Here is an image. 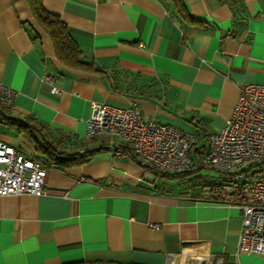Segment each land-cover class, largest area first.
<instances>
[{
	"label": "crops",
	"instance_id": "0c3cea01",
	"mask_svg": "<svg viewBox=\"0 0 264 264\" xmlns=\"http://www.w3.org/2000/svg\"><path fill=\"white\" fill-rule=\"evenodd\" d=\"M181 3L183 17L171 1L42 0L88 65L69 66L29 0H0V81L18 92L0 114V139L47 167L40 195L0 196V264H167L206 252L260 264L238 252L240 209L202 197V183L220 180L213 172L156 173L126 145L114 154L115 139L86 137L93 101L136 103L145 119L193 133L196 154L230 118L239 88L264 84V0ZM25 116L44 132L4 122ZM44 140L66 153L102 149L60 166L38 150Z\"/></svg>",
	"mask_w": 264,
	"mask_h": 264
},
{
	"label": "built area",
	"instance_id": "2783aa9c",
	"mask_svg": "<svg viewBox=\"0 0 264 264\" xmlns=\"http://www.w3.org/2000/svg\"><path fill=\"white\" fill-rule=\"evenodd\" d=\"M51 83L53 77L44 74ZM51 91L58 89L51 86ZM18 92L0 81V106L12 108ZM88 138H111L116 155L126 145L138 164L167 175L208 170L217 182L202 183V197L233 205L241 211L238 252L259 255L264 264V84L248 83L239 88L230 118L207 144L192 154L193 133L171 124L145 119L136 103L120 107L93 101L85 121ZM47 167L32 151L0 139V196L43 192ZM156 227V225H151ZM185 251L182 252L184 254ZM167 264H229L224 257L200 253Z\"/></svg>",
	"mask_w": 264,
	"mask_h": 264
},
{
	"label": "trees",
	"instance_id": "16d2710c",
	"mask_svg": "<svg viewBox=\"0 0 264 264\" xmlns=\"http://www.w3.org/2000/svg\"><path fill=\"white\" fill-rule=\"evenodd\" d=\"M171 1L177 14L185 15V9L181 3V0H162ZM227 2H233L234 0H221ZM32 16L36 23L48 34L54 48V52L57 58L66 65L69 66H88L81 58V51L78 48L75 40L69 33L66 24L61 20L58 14L46 10L42 4V0H29ZM10 108H4L0 106V114L4 115L6 111ZM11 128L16 129L20 133L33 134L36 131H41L42 133L44 126L42 123L37 122L31 116H25L20 118H7L4 120ZM207 136V135H206ZM196 144V143H195ZM195 146V145H194ZM193 146V148H194ZM37 148L42 153L46 154L48 159L52 161L51 163L55 165H68V164H82L88 157L100 151L102 148L85 150L82 153L73 152L66 153L61 150H57L56 147L52 146L49 142L45 140L37 145ZM192 148V150H193ZM127 153L135 158L132 151L127 150ZM156 173H160L155 168L150 169ZM188 172L172 175V177H177L178 175H183ZM164 174V173H163ZM167 175V174H166Z\"/></svg>",
	"mask_w": 264,
	"mask_h": 264
},
{
	"label": "rangeland",
	"instance_id": "374dc122",
	"mask_svg": "<svg viewBox=\"0 0 264 264\" xmlns=\"http://www.w3.org/2000/svg\"><path fill=\"white\" fill-rule=\"evenodd\" d=\"M213 175H215V173H214ZM252 262H253V261H252ZM261 262H262V260H261ZM261 262H260V264H261Z\"/></svg>",
	"mask_w": 264,
	"mask_h": 264
}]
</instances>
